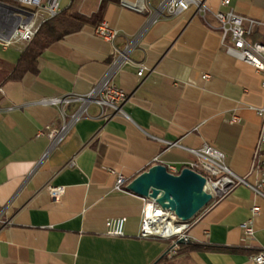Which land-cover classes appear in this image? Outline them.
<instances>
[{
	"label": "crops",
	"instance_id": "0c3cea01",
	"mask_svg": "<svg viewBox=\"0 0 264 264\" xmlns=\"http://www.w3.org/2000/svg\"><path fill=\"white\" fill-rule=\"evenodd\" d=\"M205 1L222 9L221 0ZM130 2L139 0H70L63 10L84 16L83 26L45 48L37 72L19 78L14 67L28 44L0 41V264H255L251 256L264 248V198L244 184L189 222L190 239L175 254L167 253L170 240L139 236L145 201L126 186L160 163L157 157L181 168L192 157L184 147L207 143L226 154L234 173L256 180L264 76L226 53L219 31L193 8L149 22L151 14ZM232 8L264 21V0H232ZM101 21L119 29L114 42L94 34ZM208 22L217 24L212 16ZM251 38L264 43V25ZM129 43V59L113 75L132 94L125 114L104 120L90 104L89 116L51 148L39 132L60 127L62 111L68 117L80 105L44 100L91 91L111 67L115 48ZM234 115L241 121L231 122ZM120 174L124 190L115 188ZM51 185L65 187L60 198L51 197ZM256 205L261 210L253 216ZM122 216L125 235H107V219ZM252 216L254 234L247 235L242 225Z\"/></svg>",
	"mask_w": 264,
	"mask_h": 264
},
{
	"label": "built area",
	"instance_id": "2783aa9c",
	"mask_svg": "<svg viewBox=\"0 0 264 264\" xmlns=\"http://www.w3.org/2000/svg\"><path fill=\"white\" fill-rule=\"evenodd\" d=\"M62 2L63 0H13L9 4L13 5L15 10L0 7V41L4 46L18 42L28 44L43 22L63 11ZM127 5L140 12L150 13L149 22L176 17L193 8L196 14L202 17L211 28L219 31L221 45L226 53L250 64L264 76V43L251 38L255 29L264 25V21L237 13L232 8V0H221L222 9L216 11L212 10L205 0H159L155 6L151 4V0H139L138 3L130 2ZM209 16L214 17L217 22L216 25L208 22ZM94 34L114 42L119 37L120 31L107 21H101L94 26ZM132 49L133 43H129L124 49L115 48L114 61L111 67L88 93H73L44 100V102L58 107H65L73 103L80 105L68 117L66 112L62 111L63 123L60 127H47L46 131L39 132V136L47 135L50 138L51 148L64 140L74 123L82 117L89 116L87 108L90 104L99 106L100 112L97 118L110 120L118 114H125L123 107L131 99L132 94L125 88L116 85L113 81V75L118 68L127 63ZM146 71V67L141 64L137 74L139 77H143ZM209 77L208 74L204 75V78ZM262 85L264 94V78ZM0 92H3L1 87ZM256 112L263 118V126L258 139L256 160L252 170L253 173L257 174V178L253 182L234 173L227 164L226 154L207 143L197 148L183 146L192 155L184 167L178 168L175 163H162L158 157L155 162L165 164L168 171L174 174H178L183 168L189 167L205 175L208 185L215 182L221 183L224 180L219 190H209L208 188V191L214 194L213 201L222 198L238 184L247 185L264 198V104L262 107L256 108ZM240 121L241 119L237 115L231 118L233 123ZM168 146L182 145L178 142H168ZM125 182V176L120 174L117 177L115 188L124 190ZM49 192L51 197L58 199L65 192V187L51 185ZM144 201L139 236L170 240L171 245L167 253L175 254L180 246L179 240H183L185 243L190 239L187 234L190 223L182 221L173 211L164 209L153 199L144 198ZM260 210L258 205L254 206L252 209L253 216L258 214ZM253 216L242 225L247 235L254 234ZM126 222L125 216L107 219L105 223L106 234L117 237L125 235ZM251 259L255 264H264V248L253 254Z\"/></svg>",
	"mask_w": 264,
	"mask_h": 264
},
{
	"label": "water",
	"instance_id": "95a60500",
	"mask_svg": "<svg viewBox=\"0 0 264 264\" xmlns=\"http://www.w3.org/2000/svg\"><path fill=\"white\" fill-rule=\"evenodd\" d=\"M2 6L16 9L0 0ZM207 186L206 176L189 167L174 174L165 164L156 163L130 181L126 190L153 199L164 209L173 211L182 221L190 222L214 199ZM179 243L184 241L179 240Z\"/></svg>",
	"mask_w": 264,
	"mask_h": 264
},
{
	"label": "trees",
	"instance_id": "16d2710c",
	"mask_svg": "<svg viewBox=\"0 0 264 264\" xmlns=\"http://www.w3.org/2000/svg\"><path fill=\"white\" fill-rule=\"evenodd\" d=\"M85 21L84 16L77 11L68 13L63 10L57 16L43 22L14 67L13 76L19 78L26 72H37L38 58L43 50L65 35L80 30Z\"/></svg>",
	"mask_w": 264,
	"mask_h": 264
},
{
	"label": "bare ground",
	"instance_id": "6f19581e",
	"mask_svg": "<svg viewBox=\"0 0 264 264\" xmlns=\"http://www.w3.org/2000/svg\"><path fill=\"white\" fill-rule=\"evenodd\" d=\"M221 183H224V180H222ZM221 183H217V182H215V183H209V185L207 186V188L212 187V188H214L216 190H219Z\"/></svg>",
	"mask_w": 264,
	"mask_h": 264
},
{
	"label": "rangeland",
	"instance_id": "374dc122",
	"mask_svg": "<svg viewBox=\"0 0 264 264\" xmlns=\"http://www.w3.org/2000/svg\"><path fill=\"white\" fill-rule=\"evenodd\" d=\"M69 1L70 0H63V2H62V6L64 7V6H66L68 3H69ZM216 178V177H215ZM214 188H212V187H209V190H213Z\"/></svg>",
	"mask_w": 264,
	"mask_h": 264
}]
</instances>
